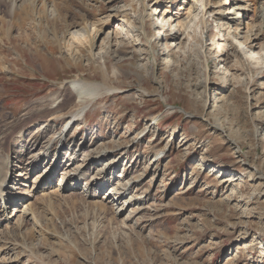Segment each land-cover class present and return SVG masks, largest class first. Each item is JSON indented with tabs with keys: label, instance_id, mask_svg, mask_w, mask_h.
I'll return each mask as SVG.
<instances>
[{
	"label": "rangeland",
	"instance_id": "1",
	"mask_svg": "<svg viewBox=\"0 0 264 264\" xmlns=\"http://www.w3.org/2000/svg\"><path fill=\"white\" fill-rule=\"evenodd\" d=\"M9 1L0 150L30 197L0 264H264V0ZM76 80L113 89L79 100ZM47 141L79 182L63 163L40 186L51 153L31 171L28 148Z\"/></svg>",
	"mask_w": 264,
	"mask_h": 264
},
{
	"label": "bare ground",
	"instance_id": "2",
	"mask_svg": "<svg viewBox=\"0 0 264 264\" xmlns=\"http://www.w3.org/2000/svg\"><path fill=\"white\" fill-rule=\"evenodd\" d=\"M16 1L17 0H11V2L9 1L10 2V9L9 10H10V12L12 11V13L15 12L14 11L15 10L14 7L16 5ZM227 1L232 2L233 4H236L235 3L236 0L235 1L234 0H225L224 4L229 5L230 3L227 2ZM28 5L29 4L27 3V7H28ZM26 9L27 8H24L22 10L18 9L19 10L18 14L19 15H21V14L27 15L28 11ZM234 9H241V8H234ZM231 12L232 11H229V9H228L227 12H225V14H229ZM259 17H260V19L261 18L263 19L264 18V12L259 13ZM246 40H247L246 36L243 35V40H242L241 43L243 44V46H245L246 53H248V51L250 50V48H248L250 44H248V46H247ZM69 89L71 90V92L73 94H75L76 99L80 100V97L83 94L87 93V94L92 95L93 97H95V96L99 95L101 92L110 91L113 88L105 86L104 84H101V83H92V82H87V81H83V80H76V81H73V82L70 83ZM56 100H57V98H55L54 101L52 102V104H49V106H47V108H46L47 110L50 111L51 114H49L48 117L44 118L43 122L45 124L44 123L43 124L45 126H48L49 122L52 119L50 117H52V115L54 113L58 112L60 109H63L58 104L55 105ZM76 102H77V100H76ZM84 108L85 107L77 108L75 110H71L68 113L69 116H68L67 122L69 121V119H73V118H78L79 119L80 117L83 118L82 115L85 113ZM38 116H41V115L38 114ZM82 118H80V119H82ZM36 121H34V123H37ZM47 121H49V122H47ZM44 125H42V126H44ZM214 126L219 128V126L217 124H214ZM44 129L47 130L48 128L44 127ZM64 130L62 129V132L57 136L58 140H61V144L64 142L65 135H66L64 133L65 132ZM20 133H22V131ZM41 135L43 136V134H41ZM35 142L37 143V141H35ZM36 143H32V146H30L28 148V149H30V151L28 152L30 154L28 156L29 160H27L26 163H27L28 166H31V168H30L31 171H35L37 168H39L38 164L40 163V158L43 157V155L47 154V156H48L49 153H51L49 160L46 162V164L43 167V169H44L43 172H41V174H40L41 176L44 174L43 178L39 181L40 186L46 187L48 189L50 187V184L54 181V179H53L54 175L52 176V174L54 172H56L57 171L56 170L57 167L61 166L63 163H65V166H64V169L62 168L63 169L62 175L64 176L63 177L64 178L63 181L65 182L64 184H65L66 188L70 187L71 185H73L72 183H70L68 181H65V178H67V179L71 178V176H70L71 173L74 175V178L77 180V182H79V180L81 178H83L82 176H84L86 174V173L84 174L83 172L79 173L78 168L76 169L75 167L69 169L70 166L72 167L74 161L77 158L72 153H70V154L66 153L65 155L63 154V158L59 157L60 153H57V149H55L52 152L49 151L51 146L49 145L48 141L46 142V144H44L43 147L41 145L42 148H40V149H38L36 151H32V150L36 149ZM22 150L24 151V149H22ZM99 153L101 155H104L105 154V150H101V151H99ZM76 154L77 153H75V155ZM84 156H86V155L84 154ZM11 157L12 156H11V151L10 150L5 152L4 154H2L1 150H0V227L5 225V224H8L9 221L12 220V217L16 216L19 211H22L23 213H25L27 208H26V206H24L25 204L23 205V203H25L28 200L26 197L30 195L28 189L22 190L21 192L17 191L19 189V187H18L19 185L18 184L20 182V179H18L17 177L21 176V171H22V169H24L25 160H24V158L22 156H20L19 161L15 164V168L12 169L11 168L12 167V165H11L12 161L10 160ZM91 158L92 157H90L89 161L93 160V158L92 159ZM86 160H88V159H86ZM51 164H53L54 166L51 167ZM105 165H106V163H105ZM18 172H20V173H18ZM8 175H9V178H8ZM101 175H104V173L101 174ZM99 179L103 182V181H107L108 178L102 177V178H99ZM87 191L91 192V193H96L95 189L94 190L93 189L92 190H87ZM124 193L125 192H123L122 194H124ZM117 194H118V192H117ZM17 195H20V196L18 197ZM17 198H19V199H17ZM139 198H141V196H135V199H139ZM17 200H20V201H17ZM16 204L17 205L20 204L19 207H17ZM7 209L13 210V214L11 213V211H9L10 212L9 214H6ZM26 213H27V211H26ZM22 220H23V217H22V219L19 218L18 222L22 221ZM19 224H20V222H19ZM21 225H22V223H21ZM7 230H8V228H7ZM2 235L3 234L0 231V236H2ZM7 235H8V233H7ZM3 247H5V246H3ZM2 251H5V250L2 249ZM6 253H7V251L4 252V254H6Z\"/></svg>",
	"mask_w": 264,
	"mask_h": 264
}]
</instances>
